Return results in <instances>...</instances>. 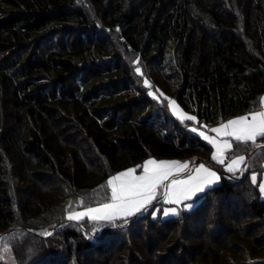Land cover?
I'll list each match as a JSON object with an SVG mask.
<instances>
[{"label":"trees","instance_id":"16d2710c","mask_svg":"<svg viewBox=\"0 0 264 264\" xmlns=\"http://www.w3.org/2000/svg\"><path fill=\"white\" fill-rule=\"evenodd\" d=\"M149 89L199 126L258 109L264 0H0V264H111L124 251L141 264L173 239L162 264H264L250 179L264 138L234 142L228 157L246 168L226 172ZM149 157L205 159L219 183L174 217L153 218V204L127 222L65 221L69 198L107 202L106 180Z\"/></svg>","mask_w":264,"mask_h":264},{"label":"snow or ice","instance_id":"6c2138e0","mask_svg":"<svg viewBox=\"0 0 264 264\" xmlns=\"http://www.w3.org/2000/svg\"><path fill=\"white\" fill-rule=\"evenodd\" d=\"M135 72L141 74V69L137 67L135 68ZM144 84L148 86L149 81L145 79ZM149 95H153V93L149 92ZM173 106H175V101H169V107ZM177 110L178 108H173L174 114ZM183 119L196 121L195 116H183ZM192 131L196 132L197 129L193 128ZM211 131L218 135L230 136L236 142H243L245 144L252 142L256 144L258 137L264 138V112L251 114V120L246 116L229 120L226 124H221L220 127L211 129ZM199 135L215 148L212 159L223 163L224 159L221 154L226 149L232 147L231 143L209 138L203 132L199 133ZM230 159L231 162L227 167V171L229 172H233L237 165L245 162L243 155ZM133 171L129 169L108 179L107 187L110 188V195L107 197L108 202L102 203L98 207L86 206L83 211L69 212L66 219L69 221H80L87 217L90 221H112L117 218H126L139 212L155 200L157 189L161 185L164 187L162 195L165 203L175 205L181 202L193 201V197L199 199L196 194L203 193L205 185L210 183L211 179L220 178L215 171L208 169L203 163L189 170L187 163L149 160L144 165L142 175L132 176ZM181 173L185 174V178H178ZM169 177L175 178L169 179ZM255 180L256 176L253 175L252 181L255 182ZM165 181H168V183L164 184ZM259 187L260 191L264 193V183H261ZM194 206V201L184 203L186 209H192ZM163 214L165 216L178 214L177 208H166L163 210ZM125 222H127L126 219ZM96 230L95 228L93 229V231ZM46 235H51V233H47ZM0 240L6 241L8 237H0Z\"/></svg>","mask_w":264,"mask_h":264},{"label":"rangeland","instance_id":"374dc122","mask_svg":"<svg viewBox=\"0 0 264 264\" xmlns=\"http://www.w3.org/2000/svg\"><path fill=\"white\" fill-rule=\"evenodd\" d=\"M149 92H152L153 95H150V96H151L152 98L156 99V100L159 101V102H161L163 99H165V104L167 105V108H168V111H169L170 115H171L173 118H175L176 120H178L179 122H186V123H187V128H188V130H190L191 132H193V131H192L193 128H196L197 131H196V132H193V133H195L197 136H199L200 139H201L203 142L209 144V143L207 142V140L203 139V138L199 135V133H201V132H203V133H204L206 136H208L209 138H213V139H215V140H217V141L224 140V141H228V142H230L229 140H226V139H227V138L225 137L226 135H223V134L218 135L217 133L212 132L210 129H208V127H207L206 125L199 126V125L197 124V120H196V121H189V120H187V119H183V116H194V115H193L191 112H188V111H185L184 109H182L181 106L179 105V103L176 101L175 98L164 96V95H162L161 93L156 92V91H154V90H152V89H149ZM169 101H175V106H173V107H169ZM173 108H178V110L175 112V114H174ZM221 124H225V123L223 122V123H220V124L211 125V127L213 126V128H211V129H214V128H217V127H220ZM168 126H169V125H168ZM217 136L225 137V138H224V139H223V138L218 139ZM209 145H210L211 148H212V149H211V160H212L216 165L220 166L221 168H224V171L226 170V172H229V171H227V167H228L229 163L231 162L230 157H228V151H229L230 149H226V150L221 154L222 158L224 159V162H223V163H219V162H217V161H215V160L212 159V157H213V155H214V153H215V148L213 147L212 144H209ZM239 156H240V155H239ZM233 157H238V156H233ZM231 158H232V156H231ZM149 160H155L156 162H173V161H176V162H180V163H188L187 161H178V160H176V159H168V158H167V159H166V158H165V159H156V158L149 157V158L144 159L140 165L131 166V167L125 169V170H121V171H119V172H117V173L111 175L108 179H110L111 177L117 176V175L120 174V173L126 172V171L129 170V169L134 170V171L132 172V176H139V175H142V174H143L144 165H145L146 162L149 161ZM262 165H263V167H264V161H263V164H262ZM245 168H246V159H245V162H244L243 164L237 165V166L235 167L234 171H233V172H230V173L242 172ZM253 175L256 176V180H255L254 183H256V184L258 185L259 192H260V196H261V198H264V193H262V192L260 191V187H259L261 183H264V169H263L262 171H259V172H258V171L250 172V179H251V180H252V176H253ZM108 179H107L106 182H105V186H106V189H107V191L109 192V195H110V188L107 187V181H108ZM169 179H170V178H169ZM252 182H253V181H252ZM167 183H168V181H165V182H164V184H167ZM163 191H164V187H163V185H161V187L157 189V195H158V194H161V195H162ZM156 198H157V196H156ZM81 202H82L81 199H76L74 202H72V199H70V198L66 201V203H65V221H67V222L69 221V220L66 219V216L68 215L69 212H72V211H83V210L85 209L84 206L79 205V204H81ZM107 202H108V201H107ZM153 202H154V200H153L150 204L146 205L144 208H146L147 206H148V207L151 206ZM163 203H164V205H168V206H162V209H163V210L166 209V208H170V207H176V208H177V213H178V214H175V215L173 214L172 216H171V215L165 216V215L163 214V212H161V213H162V215H161V218H162V219L169 218L170 216H171V217H174V216L179 215L181 212H186V211L190 210V209H186V208L184 207V202H182V203H178V204H175V205L168 204V203H165V202H163ZM187 203H189V202L187 201ZM194 203H195V202H194ZM196 204H197V203H195L194 205H196ZM99 205H100V204L95 205V206H91V207H98ZM193 208H194V207H193ZM154 209H155V211H154ZM154 209H153L151 215H152L153 218H157V217L160 215V213H159L160 206L158 205V206L154 207ZM142 210H143V208H142L139 212H142ZM139 212H136V213H134L133 215L128 216V217H126V218L134 217V216H136L137 214H139ZM120 219H125V218H117V219H114V220H112V221H90L87 217H85V218H83V219L80 220V221L87 220V221H90V222H94V223H96V225H97V224L100 225V224H107V223H110V222H114V221H116V220H120ZM80 221H73V222H80ZM69 222H70V221H69ZM95 229H97V230H96V231H93V230H92V231L90 232V237H91L92 241H95V240L97 239V237L100 235V233L102 232V230H103V228H95ZM47 233H51V234H52L53 231L51 230V231H49V232H47ZM47 233H46V234H47ZM46 234H44V235H46ZM175 239H176V238H175ZM143 242H146V240L144 239ZM172 242H173V244H171V241H170V242H162V243H161V248H160V250L152 251V252L150 253V255H147L146 257L143 256V257L141 258V260H139V259H140L139 256H135V257H136V260H139V261L141 262V264H162V263L165 262V260H167V259L169 258V255H162V254H168V249H167V247H171L172 245L175 244V243H174V239L172 240ZM186 243L189 244L190 242H186ZM186 243L184 242V244H186ZM191 243H193V245H197V244H198V243H196V242H191ZM170 244H171V245H170ZM147 248H148V247H147ZM190 248H191V247H190ZM148 250H150V249H148ZM130 252L133 253L132 250H131ZM128 254H129V252H125V251H124V252H119V253L117 254V256H113V257H112V260H111L112 262H111V264H134L135 262H132V261H131L132 259H129V258H130V255H128ZM148 254H149V253H148ZM179 256H180V255H179ZM189 256L191 257L192 255H184L185 258H188ZM8 257H10V255H9ZM148 258H149V259H148ZM128 259H129V260H128ZM236 261H239V259H237ZM6 262H7V260H2V263H6ZM177 264H186V262H185V263H184V262H179V263H177Z\"/></svg>","mask_w":264,"mask_h":264},{"label":"crops","instance_id":"0c3cea01","mask_svg":"<svg viewBox=\"0 0 264 264\" xmlns=\"http://www.w3.org/2000/svg\"><path fill=\"white\" fill-rule=\"evenodd\" d=\"M255 112H264V94L261 96L260 103H259V108H258V109L253 110V111H250V112H247V113H245V114H240V115H236V116L230 117V118L226 119V120L223 121V122L226 124L229 120L238 119V118H240V117H242V116H246V117H248L249 120H251V114H253V113H255ZM223 122H220V123H223ZM220 123H217V124H220ZM214 125H216V124H214ZM207 127H208V129H210V130H211V128H213V126H212V127H211V126H207ZM225 137L227 138L226 140H229V141H230L231 145H233V143L236 142V141H234L233 138L230 137V136H225ZM225 137L217 136L218 139H221V138L224 139ZM230 149H231V148H230ZM201 163H203V164L205 165V167H207L208 169L215 171V172L217 173V176L220 177L219 172L216 170V168H214L213 166L209 165V164L206 162L205 159H200V160H198V161L195 162V163H192V164L187 163V164H188V166H189V170H191V169H194V168L198 167ZM222 169L224 170V168H222ZM225 171H226V170H225ZM169 178L172 179V178H175V177H169ZM178 178H181V179L185 178V174H183V173L179 174ZM219 180H220V178H219V179H211V180H210V183H208V184L205 185V190H207L208 188L213 187V186H215L216 184H218V183H219ZM203 193H204V192H203ZM201 194H202V193H197L196 196L199 197ZM193 201H194V202L196 201V197H193ZM193 201H188V202H193ZM163 202H164V201H163V195L158 194V195H157V198L154 200V202L152 203V205H153V204H157V205H159V206H160V209H159L160 212H163L162 206H168V205H164ZM181 203H182V202H181ZM184 203H187V202H184ZM149 207H150V206H149ZM147 208H148V206H147L146 208H143L142 211L146 210ZM139 213H140V212H139ZM161 215H162V213H161ZM169 215L172 216L173 214H169ZM171 216H170V217H171Z\"/></svg>","mask_w":264,"mask_h":264}]
</instances>
